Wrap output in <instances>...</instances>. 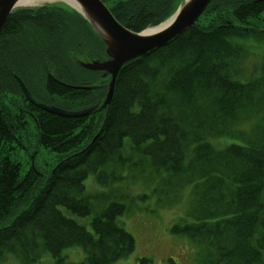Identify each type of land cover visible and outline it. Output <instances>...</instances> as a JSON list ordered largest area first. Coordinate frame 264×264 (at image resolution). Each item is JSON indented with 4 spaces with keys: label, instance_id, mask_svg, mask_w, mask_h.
Here are the masks:
<instances>
[{
    "label": "trees",
    "instance_id": "16d2710c",
    "mask_svg": "<svg viewBox=\"0 0 264 264\" xmlns=\"http://www.w3.org/2000/svg\"><path fill=\"white\" fill-rule=\"evenodd\" d=\"M101 1L135 33L166 19L175 2ZM263 13L264 3L258 0H213L201 18L209 25L214 19L218 28L198 23L151 56L126 64L110 107L83 119L34 108L13 77L39 101L53 98L66 109L90 106L104 96L105 88L95 95L60 85H76L79 76L56 75L58 83L44 71L66 67L64 43L56 41L75 26L71 15L57 7L12 14L0 35V262L11 257L20 264H38L47 255L53 264H115L129 256L135 242L116 221L126 212L124 205L105 206L91 218L87 233L71 217L92 214L93 198L84 185L90 176L107 188L121 181L119 169L134 162L143 166L144 156L162 195L183 184L200 198L171 228L172 235L205 247L196 264H264V23L258 18ZM234 14L240 15L238 28L224 23V18L235 22ZM247 33L260 38L263 60L256 70L260 78L242 83L235 62L249 49L242 42ZM37 72L43 74L42 83L31 84ZM251 113H256L252 124ZM246 120V133L235 129ZM210 139L230 143L218 149ZM29 140L34 150H47L56 160L27 208L32 198L28 202L25 196L39 180L10 159L13 143L19 147ZM126 144L136 151L135 161L124 151ZM7 149L11 154L4 155ZM70 249L80 250L84 258L67 262Z\"/></svg>",
    "mask_w": 264,
    "mask_h": 264
},
{
    "label": "rangeland",
    "instance_id": "374dc122",
    "mask_svg": "<svg viewBox=\"0 0 264 264\" xmlns=\"http://www.w3.org/2000/svg\"><path fill=\"white\" fill-rule=\"evenodd\" d=\"M258 2L264 3V0H258ZM227 7L228 6H225L224 8ZM239 9L240 7H238V10ZM238 12L239 11H234V13ZM234 16L232 17V19H234L235 22L230 19L224 18V23H227L228 27L238 28L240 24L237 23H239L238 20H240V15L234 14ZM201 17L193 24V26L199 23L204 27L209 26L210 29L218 28L217 26H214L216 25L214 19H210L211 25H209L208 20H203ZM258 18L260 22L264 23V13L260 14ZM246 23L249 22L246 21ZM249 26H251V24H249ZM249 26H246V28L248 29ZM76 38L78 41H91V37L87 32L77 35ZM58 39L59 38L57 37L56 42H58ZM258 40H260L258 36H248V33L246 37L242 38L243 45L247 44V47H249L248 51H245L241 54V57L244 58L235 64V68L238 72V75L240 76L242 83L260 78V75L256 72V70L261 64L263 56H260L262 51L261 47H258L261 46V43ZM92 51H94V48L92 49ZM88 52L89 49L87 47L83 55L86 58L92 57L93 55L89 54ZM93 54L95 53L93 52ZM152 54L153 53L151 52L149 56H151ZM164 72L165 75L168 74V76H170V71L167 70ZM91 81L93 80L84 75L79 78L78 83L86 84L87 82ZM34 90L36 91V93H40L37 87H35ZM99 91L100 90H95L92 92L93 94L97 95L99 94ZM40 102L46 103V101L41 100ZM50 104L54 106L57 105L56 103ZM256 113L250 114V116L252 115L250 124L255 122L253 114ZM248 121H241L240 123L236 124L235 129L246 133L245 131L249 126ZM101 130L102 128L100 129V131ZM99 133L94 138H92L90 144L95 141ZM229 140L210 139V142L216 148L221 149L230 143ZM13 146L14 148H16L11 153H15V155L10 160L19 161L23 167L22 172L26 171V173H28L29 170H32L35 177H37L39 180L38 185L34 189L32 188L25 196V199H27L28 202L32 198V200L28 203V206L27 203L25 204L27 208H29V206L32 204L33 199L39 194L38 192L39 187L42 184V176L46 177L48 175L51 167L55 164L56 159L53 153H50L47 150H34V145L33 143H30V140L28 143H23L19 147L14 142ZM188 149L191 148L189 147ZM124 151H130L133 154L130 161H135V159L138 157L135 156V150L132 151L128 149L127 144L124 147ZM35 152H37L36 155H34ZM11 153L10 150L7 149L3 154L8 155ZM140 159L142 161L148 160V158H145L144 156H141ZM142 167L143 169H141V165L140 168L138 166L131 167L134 172H130L126 167L119 169V176H121L123 180L120 181L117 185H112V187L109 186L107 188H104L91 177L88 178L85 182L86 192L90 197L93 198V200L91 201L93 208L104 209L110 201H115L123 204L128 210V214H124L121 218H119L118 223L128 234H130L134 238L135 250L130 256L119 260L117 264H137V261L141 259L149 260L150 264H196L198 262V255L200 254V252L202 253L205 250V247L201 244L203 246L202 250L187 238L170 234L169 230L171 229V226L178 220V218L181 220L186 216L187 212L190 210V206L192 203H194L196 206L199 205L200 198H196L193 195L192 187H184L183 184L174 186L165 194L164 197H160L158 194H156V192L152 193L153 190L158 188V183L151 179L155 178L156 176L154 173H152L150 167L146 162H144ZM110 168L116 170L115 167ZM110 168L108 170H110ZM127 170L129 171V173H133L135 175V179L133 181L129 180ZM143 181L144 183H149L150 185L144 186ZM142 195H150L151 197H153V199L149 200L151 197H141L142 199H144V201H136V199L139 200L140 196ZM122 196L124 197V199H119ZM104 197L107 198L106 201L103 200ZM160 199L163 201L164 205L159 204L158 200ZM156 202L159 205L156 204ZM71 218L77 224L85 227L88 231H90V218ZM201 240L202 243L206 245L210 243L208 240ZM210 251L211 249L207 247L205 253H207V255H210ZM79 253L80 252L77 249L70 250L67 262H79L82 258V254L80 253L81 255L79 256ZM0 264H20V262L15 260V258L12 259L11 257H8L7 259H5V261L0 262ZM38 264H53V262L52 260H50L49 256L44 255L42 259L39 260Z\"/></svg>",
    "mask_w": 264,
    "mask_h": 264
},
{
    "label": "water",
    "instance_id": "95a60500",
    "mask_svg": "<svg viewBox=\"0 0 264 264\" xmlns=\"http://www.w3.org/2000/svg\"><path fill=\"white\" fill-rule=\"evenodd\" d=\"M21 1L0 0V32L8 15L19 7ZM71 1L78 7V10L68 4L66 5L84 18L93 32L105 45L106 60L78 64L85 71L102 73V78H110L108 91L103 103L77 112H67L54 107H48L34 102L23 84L17 79L22 92L31 104L61 118H84L98 109L102 110L108 107L111 103L115 81L120 69L131 60L142 57L176 39L196 22L211 0H183L176 13V15L179 13V17L175 15L174 21L167 29L151 36L133 34L121 28L99 0ZM78 89L91 90L94 88L79 87Z\"/></svg>",
    "mask_w": 264,
    "mask_h": 264
},
{
    "label": "bare ground",
    "instance_id": "6f19581e",
    "mask_svg": "<svg viewBox=\"0 0 264 264\" xmlns=\"http://www.w3.org/2000/svg\"><path fill=\"white\" fill-rule=\"evenodd\" d=\"M57 1H62V2H66L67 4H69L71 7H73V8H76V9H78L77 8V6L71 1V0H22L20 3H19V6H21V7H32V6H36V5H42V4H53V3H56ZM180 1V0H179ZM186 1H188V0H186ZM179 14V13H178ZM178 14L176 15L177 17H179L178 16ZM173 20V18L171 19V20H169L168 22H166V23H164L163 25H161L160 27H158V28H156V29H150V30H148V31H146V33H145V36L146 35H155V34H158V33H160V32H162L163 30H165L166 28H168L169 27V25L173 22L172 21ZM103 53H104V60H106L107 59V56H106V54H105V52H104V49H103ZM75 56H78L79 57V55L78 54H75ZM236 63H238V62H235V64ZM122 70V68L120 69V71ZM119 71V72H120ZM39 73H40V75H39ZM37 72V75H36V77H32L31 78V84H35V85H40L41 83H42V76H43V74L41 73V72ZM155 94H159V92H154ZM36 109H38V110H40V111H42V112H44V113H47V112H45V111H43L42 109H39V108H37L36 107ZM147 164H149L147 161H145ZM150 165V164H149ZM130 180V179H129ZM132 181V180H131ZM117 182V181H116ZM117 184H119V183H115V185H117ZM131 184V183H130ZM108 186H110V187H112V185H110V184H108ZM119 199H124V197L122 196V197H120ZM153 199V197H151L149 200H152ZM112 202H115V201H110L109 203H112ZM116 203H118V202H116ZM118 204H120V203H118ZM104 209H95V208H92V214H91V216H90V220H91V218H94V217H97V216H99V214H100V212H102ZM121 218V217H120ZM72 219V218H71ZM77 219H84V218H78L77 217ZM73 220V219H72ZM116 221L117 222H119V218H117L116 219ZM89 224H90V222H89ZM82 229H84V231H86V233L87 232H90V231H88L85 227H81ZM81 260H82V258H81Z\"/></svg>",
    "mask_w": 264,
    "mask_h": 264
}]
</instances>
